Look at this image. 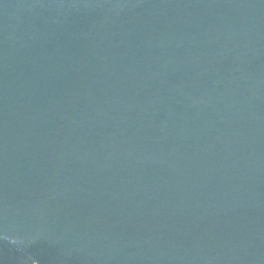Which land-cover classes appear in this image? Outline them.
Instances as JSON below:
<instances>
[{
  "label": "water",
  "instance_id": "water-1",
  "mask_svg": "<svg viewBox=\"0 0 264 264\" xmlns=\"http://www.w3.org/2000/svg\"><path fill=\"white\" fill-rule=\"evenodd\" d=\"M0 264H264V0H0Z\"/></svg>",
  "mask_w": 264,
  "mask_h": 264
}]
</instances>
